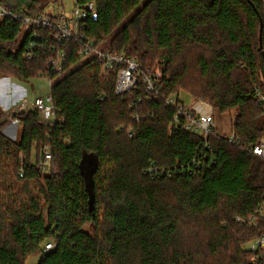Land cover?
<instances>
[{
  "label": "trees",
  "instance_id": "obj_1",
  "mask_svg": "<svg viewBox=\"0 0 264 264\" xmlns=\"http://www.w3.org/2000/svg\"><path fill=\"white\" fill-rule=\"evenodd\" d=\"M59 1L0 0L10 14L0 17V73L55 81L64 119L16 115L13 141L0 105V264H264V248L248 249L264 237L263 218L248 224L264 204V159L247 150L264 140V0H75L97 6L86 40L110 39L104 50L147 73L161 67L150 101L141 83L116 94L114 72L80 59L84 43L27 30L24 18ZM59 61L62 74L52 71ZM181 92L234 115L239 144L176 125L165 99ZM46 145L53 160L43 172Z\"/></svg>",
  "mask_w": 264,
  "mask_h": 264
},
{
  "label": "built area",
  "instance_id": "obj_2",
  "mask_svg": "<svg viewBox=\"0 0 264 264\" xmlns=\"http://www.w3.org/2000/svg\"><path fill=\"white\" fill-rule=\"evenodd\" d=\"M97 6L94 2H89L84 5L75 4L71 11L65 8L57 10L56 12H48L40 15L36 18H24L27 30H39L50 29L55 30L56 41L63 43L67 40H74L75 42L84 43V48L79 53V57L82 61L88 59H97L103 66V74L106 75L110 72L116 74L115 92L118 95H124L135 88L137 84L141 85L146 90V98L148 101L154 97H158L160 94V88L158 86L159 76L145 72L141 66L135 61L128 59L125 55L112 53L107 50L101 49L97 46L96 42L86 40L82 34L83 22L87 19L98 18ZM10 16L9 12L0 4V17ZM33 39L37 40L38 35L33 34ZM36 43L31 42L28 47L26 57L32 58L36 50ZM64 59V54H62ZM52 71L57 74L63 73L62 61L54 63ZM49 80V79H48ZM50 88L52 89L55 81L49 80ZM257 97L261 103H264V96L257 90ZM30 104L33 109L30 110ZM28 103L22 101L17 109L11 113L12 123L19 125L20 121L15 118L16 115L24 114L27 112L35 111L39 113V117L42 119V123L46 125H53L57 122H64L63 118H58L54 109L52 93L45 97L36 98L34 103ZM165 104L168 107L176 109V115L174 123L183 128V130L202 136L208 140L209 137L217 133L215 125V109L211 105L206 104L205 101L197 98L190 100L189 103L181 102L179 97H169L165 99ZM232 145H238L236 137L232 135L228 138ZM247 150L252 151L255 156L264 159V140L261 144L248 147ZM53 156L49 145L45 146L43 157L40 161V169L43 172H48L51 169ZM264 219V204H262L257 211V216L250 219V223L258 226L257 220ZM238 222H243L241 218L237 217ZM251 225V224H250ZM53 248V244L46 245L45 251H49ZM264 248V237L253 241L249 245V250L257 252Z\"/></svg>",
  "mask_w": 264,
  "mask_h": 264
},
{
  "label": "rangeland",
  "instance_id": "obj_3",
  "mask_svg": "<svg viewBox=\"0 0 264 264\" xmlns=\"http://www.w3.org/2000/svg\"><path fill=\"white\" fill-rule=\"evenodd\" d=\"M75 4V0H60L58 4H51L49 6V12H56L57 10L63 8L68 11H71ZM109 40L106 41V44L109 42ZM106 44L104 43V45L102 44L99 47L104 50L106 48ZM155 68L156 69H153L152 73L160 77L162 70L161 67ZM50 92L51 88L48 79L36 78L35 80L30 81L29 83H24L17 79L8 78L6 75L0 73V105L5 109L6 112L3 120L8 121L7 124L4 125L2 132L6 134L11 140L18 141L21 133V128L19 127V125L12 123V111L17 109V107L21 104L22 101H27L29 104L34 103L36 98L45 97L46 95L50 94ZM179 98L181 102L189 103L190 100L195 99L197 97H192L187 93L181 92ZM197 99L203 100L201 98ZM206 104L211 105L208 102H206ZM29 107L30 110L33 109L31 104ZM233 119L234 115L229 113H221L215 109V125L218 134L221 135L222 138H229L233 135ZM235 220L237 221V217H235ZM248 224L249 226H251L250 224L252 223L248 221ZM87 229L89 232H93L92 226H89ZM40 259L41 258L39 256L31 257L29 258L27 264H39Z\"/></svg>",
  "mask_w": 264,
  "mask_h": 264
}]
</instances>
